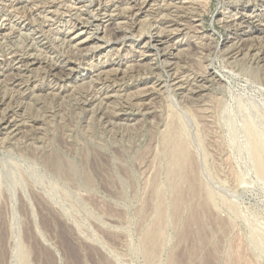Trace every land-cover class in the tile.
Segmentation results:
<instances>
[{
    "label": "rangeland",
    "instance_id": "1",
    "mask_svg": "<svg viewBox=\"0 0 264 264\" xmlns=\"http://www.w3.org/2000/svg\"><path fill=\"white\" fill-rule=\"evenodd\" d=\"M0 264H264V0H0Z\"/></svg>",
    "mask_w": 264,
    "mask_h": 264
},
{
    "label": "bare ground",
    "instance_id": "2",
    "mask_svg": "<svg viewBox=\"0 0 264 264\" xmlns=\"http://www.w3.org/2000/svg\"><path fill=\"white\" fill-rule=\"evenodd\" d=\"M236 2V1H235ZM112 3V2H111ZM170 3V2H169ZM143 5V4H142ZM173 5V4H172ZM40 6V5H39ZM69 6V5H68ZM145 6H147V4H145ZM186 8V7H185ZM136 9V8H135ZM57 13V12H56ZM165 15V14H164ZM25 16V15H24ZM23 18V17H22ZM54 19V18H53ZM189 27V26H188ZM33 32V31H32ZM28 36V35H27ZM160 39V38H159ZM58 41V40H57ZM158 41V40H157ZM160 41V40H159ZM166 41V40H165ZM160 43V42H159ZM160 45H162V44H160ZM155 47H157V46H155ZM26 48H27V46H26ZM163 50V49H162ZM160 53V52H159ZM16 54H18V53H16ZM35 54V53H34ZM258 54V53H257ZM26 57V56H25ZM232 58V57H231ZM19 59V58H18ZM11 60V59H10ZM234 60V59H233ZM33 62H38V60L36 59V60H32ZM40 61V60H39ZM31 63V62H30ZM23 64V63H22ZM21 65V64H20ZM47 66V65H46ZM54 67V66H53ZM52 67V68H53ZM59 68V67H58ZM206 68V67H205ZM33 69V68H32ZM49 69V68H48ZM54 69V68H53ZM57 69V68H56ZM76 69V68H75ZM48 71V70H47ZM48 72H50V71H48ZM212 72V71H211ZM215 72V71H214ZM71 74V73H70ZM185 79V78H184ZM222 85V84H221ZM9 104V103H8ZM253 109V108H252ZM174 113V112H173ZM188 114V113H187ZM240 115V114H239ZM18 116V115H17ZM187 116V115H186ZM173 117H174V115H173ZM5 118H7L6 117V115H5V117H4V119ZM8 118H10V117H8ZM8 120V119H7ZM10 122V121H9ZM170 122V121H169ZM7 124V123H6ZM245 124V123H244ZM246 125V124H245ZM248 125H250V124H248ZM7 126V125H6ZM247 126V125H246ZM175 127V126H174ZM9 128H10V126H9ZM13 128V127H12ZM166 129V128H165ZM246 129V128H245ZM248 129V128H247ZM9 130V129H8ZM251 130V129H250ZM247 131V130H246ZM165 132V131H164ZM177 132H175V134H176ZM249 133V132H248ZM252 133V132H251ZM174 134V135H175ZM169 136H170V134H169ZM164 137V136H163ZM172 138V137H171ZM177 138V137H176ZM183 138V137H182ZM170 138H168V140H169ZM181 139V138H180ZM173 140V139H172ZM256 141V140H255ZM259 141V140H258ZM176 142V141H175ZM180 143H182V142H180ZM184 144V143H183ZM186 144V143H185ZM260 145H262V143L260 144ZM177 146V145H176ZM175 146V147H176ZM188 146V145H187ZM181 148V146H179L178 145V148ZM183 147V146H182ZM177 148V147H176ZM177 148V149H178ZM179 148V149H180ZM184 148V147H183ZM260 148H262V146L260 147ZM165 149H166V147H165ZM252 149V148H251ZM174 150H175V148H174ZM181 150H182V148H181ZM262 150H263V148H262ZM255 152H256V150H254ZM170 152V151H169ZM175 152H177V151H174L173 153H174V155H181V153H183L182 151L180 152V151H178L180 154H175ZM257 153V152H256ZM258 155L259 154H257V157H258ZM183 156V155H182ZM172 157V156H171ZM180 157V156H179ZM175 158V157H174ZM177 159V158H176ZM254 159V158H253ZM178 160V159H177ZM257 160V159H256ZM259 160V159H258ZM175 161V160H174ZM184 161V160H183ZM186 162H187V160H186ZM252 162H253V160H252ZM178 167V166H177ZM174 171V170H173ZM180 171V170H179ZM184 172V171H183ZM182 177V176H181ZM190 178V177H189ZM194 183H196V182H194ZM193 184V183H192ZM201 188V187H200ZM203 189V188H202ZM179 192H180V190H179ZM195 192V191H194ZM202 192V191H201ZM180 204V203H179ZM176 206V205H175ZM177 210V209H176ZM175 211V210H174ZM193 224V223H192ZM150 234V233H149ZM153 234V233H152ZM158 234V233H157ZM158 236V235H157Z\"/></svg>",
    "mask_w": 264,
    "mask_h": 264
}]
</instances>
